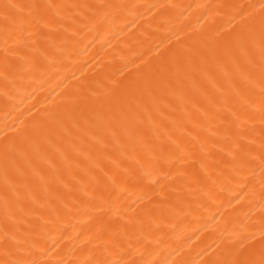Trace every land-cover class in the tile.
Segmentation results:
<instances>
[{"label":"bare ground","instance_id":"1","mask_svg":"<svg viewBox=\"0 0 264 264\" xmlns=\"http://www.w3.org/2000/svg\"><path fill=\"white\" fill-rule=\"evenodd\" d=\"M0 264H264V0H0Z\"/></svg>","mask_w":264,"mask_h":264}]
</instances>
